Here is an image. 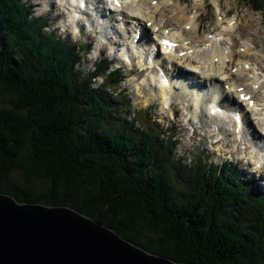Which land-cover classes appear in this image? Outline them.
I'll return each mask as SVG.
<instances>
[{
  "label": "trees",
  "instance_id": "obj_1",
  "mask_svg": "<svg viewBox=\"0 0 264 264\" xmlns=\"http://www.w3.org/2000/svg\"><path fill=\"white\" fill-rule=\"evenodd\" d=\"M16 3L0 0V194L66 206L178 264H264L261 200L170 163L139 128L106 115ZM20 158L30 170L13 183Z\"/></svg>",
  "mask_w": 264,
  "mask_h": 264
},
{
  "label": "water",
  "instance_id": "obj_2",
  "mask_svg": "<svg viewBox=\"0 0 264 264\" xmlns=\"http://www.w3.org/2000/svg\"><path fill=\"white\" fill-rule=\"evenodd\" d=\"M0 264H178L66 207L0 194Z\"/></svg>",
  "mask_w": 264,
  "mask_h": 264
},
{
  "label": "bare ground",
  "instance_id": "obj_3",
  "mask_svg": "<svg viewBox=\"0 0 264 264\" xmlns=\"http://www.w3.org/2000/svg\"><path fill=\"white\" fill-rule=\"evenodd\" d=\"M146 1L147 0H142V1H140L135 7H134V4L132 3L131 4V7H130V10H128V12H130L131 11V9H133L134 10V12H135V16H137L138 18H140V20H142V21H148V22H153L154 23V27H156V25H161L162 23L164 24V25H167V26H174V27H176L175 26V24H177V25H179V27H176V29H177V31H179L180 33H183L182 31H181V29H180V27H183V26H185V25H188V24H190V25H192V23H193V21H191V20H184L183 18H179L178 16L179 15H181V14H184L185 13V10H180V6H177V7H174V6H172V7H170V6H168V7H166L169 11H170V13H172V16H171V18H168L166 15H165V11H166V8H164V6H166V4L165 3H167V1H169V0H161L159 3H158V5L156 6V7H154V8H152L153 10L151 11V13L146 17V14L145 13H143V10H144V7L145 6H147L148 7V5L146 4ZM152 0H149V2H151ZM32 2H33V4H35V5H42L43 7H42V14H44V15H47V16H51L52 14H53V12L55 11V9H53L54 7V5H52V3H51V1L50 0H32ZM213 2V4H214V6H213V8H214V10L215 11H218V3L216 2V0H214V1H212ZM61 4L63 5V9H65V8H67V6H70V7H74L75 6V3L73 2V0H61ZM49 8H51V11L49 12ZM63 9H61V8H57L56 9V11L55 12H57L58 10L61 12V11H63ZM59 13V12H58ZM133 12H130V14H132ZM155 13H156V16H157V18L159 19V21L157 20V18L155 17ZM168 13V12H167ZM89 15H92V14H89ZM98 15L99 14H93L91 17L92 18H98ZM23 16V15H22ZM26 16V15H25ZM27 18V17H26ZM132 18V17H131ZM53 20H54V22H58V18H56L55 19V17H53ZM68 21H71V19H68ZM112 21H113V17H108V20L107 21H105V22H103V24H102V26H101V28H99V27H96V26H92V29L95 31L96 29L98 30V29H100V32H101V34L102 35H104L105 37L103 38V36H101V38H103L102 39V42H100V44L99 45H102V48H100L99 49V51H97V47H96V49H95V51H94V53H93V55L92 56H90L89 57V59L90 60H92L94 57H95V55H99L100 53H101V51H102V49H104V51H108V52H110V53H113L114 51H115V46H116V43H117V41H112V36H111V33H112V29H111V23H112ZM96 21L94 20L93 21V23H95ZM156 23V24H155ZM140 24V23H139ZM153 27V28H154ZM258 30V29H257ZM27 31V30H26ZM147 31V30H146ZM146 31H144L143 29H142V33L143 34H145L146 33ZM66 32V31H65ZM116 33H117V38H118V41H120V42H118V44H119V46H117V47H119V56L116 58V59H119V57L122 55V53H121V48H123V46H124V43H126L127 45H129V43H128V39H127V37L125 36V32L124 31H122V30H116L115 31ZM59 36H62V34H63V30H58L57 32H56ZM135 34V30H133V32H132V36ZM184 34V33H183ZM184 36H185V34H184ZM123 38V40H121ZM172 38H173V36H172ZM133 40H131V44H133ZM68 43H70V42H68ZM138 44L136 45V48H137V50H136V55H135V53H132V54H134V56L133 57H131V62H127V66L126 67H130L131 69H130V71H128V78L130 79V81H131V85L133 84L132 83V79H131V76L134 74V72L136 71V73H137V69H142L143 68V66L142 65H139V64H137V62L135 61V59H137L136 57L141 53L142 55H144V56H147L148 55V49L146 48V47H143V41L142 40H140L139 42H137ZM98 48H99V46H98ZM125 48V47H124ZM136 56V57H135ZM211 56V57H210ZM210 57V58H209ZM214 57H220V59H224V57L223 56H221L217 51H216V48H211L210 49V51L209 52H203V55H202V57L201 56H199V55H197L196 57H194V55H192L191 56V58H196L197 60L199 59V58H201V59H207V58H209V61L208 62H210L211 61V59H213ZM238 57H240V55L238 56ZM229 59V61H231L232 60V57L231 58H228ZM172 61H174V65H179V64H181V63H183V62H188L187 64H185V66L186 67H188V68H191V70H193V67L191 66V64H193V62L191 61V59H188L187 57H183V58H181V59H172ZM119 62V61H118ZM133 62H134V65L132 66V64H133ZM155 63L157 64V62H154V63H152V65H155ZM114 64H116V60L115 61H113V65ZM145 65V64H144ZM132 66V67H131ZM155 70V69H154ZM61 71V70H60ZM148 71L151 73V66H149V68H148ZM175 72L177 73V74H180L181 76H183V75H185V73L181 70V69H179V68H176L175 69ZM188 72H191V71H189L188 70ZM166 76H167V79L169 80V74H165ZM206 76L207 75H202V77L203 78H206ZM199 80V79H198ZM190 81H192V84L195 82V81H197L196 80V78L195 77H191V79H190ZM199 84H202L201 83V81L200 82H198V84L197 85H199ZM131 85L129 86L127 83H126V90H125V93H124V97H125V99L126 100H128V102H130V100H131V95H133V93H132V89H131ZM203 85H204V83H203ZM145 86H146V88L148 89V94L150 93L151 94V96L150 97H148L147 99H145V101H144V103H143V105L144 106H147V105H149V104H151V102L152 101H154V102H158V103H162L163 101H165L166 100V98H168V93H167V91H165V89H163L161 86L159 87V89H157L150 81H148L147 83H145ZM89 87H91L92 88V85H89ZM195 87V86H194ZM180 91H182L183 92V94H182V96L181 97H179L177 100H178V102L180 103V105L181 106H183V107H185V108H187L190 104H192L193 103V100H196L197 98H199L200 100H201V98H202V96L200 95V94H198L199 93V90H196V91H194L195 89H193L192 87H185V84L183 85V86H180ZM210 92H217V90H209V89H207L206 90V93H205V95L203 96V101H205L206 100V98L209 96V94H210ZM87 94V93H86ZM146 95H147V93H146ZM170 95V94H169ZM192 100V101H191ZM171 101V99H169L168 100V102H170ZM192 102V103H191ZM123 107H120V109H122ZM219 109H221V113H225V112H227V110H228V108H227V106L226 105H224V107L223 108H219ZM261 109H263V108H260V109H254L255 110V118L256 119H262V113H261ZM173 113L175 114H177V113H179V110L178 109H174L173 110ZM186 114H189V116H190V118H192L194 121H199L200 119H201V117H202V115H196L195 114V111L194 110H187V112H186ZM126 115H127V118H128V122L130 123L131 122V116H132V112H126ZM204 115H207V111H206V108H205V110H204ZM181 117H184V115H183V113H181ZM240 118H241V122H243L244 124H246V116H244V114H242V116L240 115L239 116ZM159 119H160V117L158 116V115H155V116H153L152 117V120H153V124H154V128H160V126L162 125V124H158V121H159ZM163 119V117H161V120ZM142 120V119H141ZM211 122H218V119L216 118V117H211L210 119H207L206 120V124L209 126V127H211V129H212V131L211 132H215L214 131V129H215V127L214 126H211L210 125V121ZM253 120L252 121H248V125L250 126V128L251 129H253V130H255L256 128H258L259 127V130L260 131H262V133H263V135H264V122H262V124H261V126L259 125L258 126V124L256 123V125H255V123H254V125H253ZM160 123V122H159ZM189 124L190 125H192V123L189 121ZM142 125L145 127V124H144V122H142ZM197 125V126H196ZM193 126L194 127H192V129H193V132H200V130H201V128L199 127V125H198V123L197 124H194L193 123ZM137 128H140L139 126H137ZM197 135V134H196ZM209 136H215V134H212V133H209L208 134ZM229 139H231V138H229ZM223 140V139H222ZM232 140V139H231ZM215 141H218V138H216V140ZM219 142V141H218ZM221 142V141H220ZM219 142V143H220ZM235 143V141H232V144H234ZM214 144H216V143H214ZM206 148H210V149H216V145H212V146H210V145H207V147ZM212 149V150H213ZM245 150L247 149V148H244ZM248 150L250 151V148H248ZM202 154V153H201ZM227 154H229V153H227ZM252 154V153H251ZM250 154V155H251ZM232 155V154H231ZM233 156V155H232ZM254 180V179H253ZM228 205V204H227Z\"/></svg>",
  "mask_w": 264,
  "mask_h": 264
},
{
  "label": "rangeland",
  "instance_id": "obj_4",
  "mask_svg": "<svg viewBox=\"0 0 264 264\" xmlns=\"http://www.w3.org/2000/svg\"><path fill=\"white\" fill-rule=\"evenodd\" d=\"M212 1H214V0H206V5H208V4L214 5ZM259 1L260 2H257V3L261 6V9L262 10L261 11H258V12H254L253 10H251V6L253 4L250 3V0H216V2L218 3V6H219V8H220V10L222 12H224V13L225 12H229V14H231L232 16L233 15H236L237 16V20L239 21V26L234 31L227 32V34L233 36L234 38H239V37H241V38H251L252 40H255V42L257 43L258 47L261 46L264 49V0H259ZM22 3H25L26 5L32 6V3L29 0H22ZM58 3H59V1L57 0V5H58ZM211 10H210V8L207 9V13H208L207 15L209 16L210 19L209 20H206L205 22H203V26H205L207 24H210L211 25L213 23L216 24V21L214 20V18H215L216 15ZM222 12L221 13L218 12V13H220V14L223 15L224 13H222ZM172 13H170V11L166 8L165 15L168 18H171ZM33 14H34V12H33ZM48 20L50 21L51 18L48 17ZM54 30L55 31H58V29L56 30V26L54 25V21L53 22H49L47 24V29L45 31L54 32ZM65 35L66 34H62V36H65ZM190 36L191 37L193 36L192 33H191ZM67 40L70 42V44L72 46L74 45L75 38H73V36H71V38H68L67 37ZM74 46H75V48L77 50L80 51V53H82L84 55V53L82 52V48H79V46H77L76 44ZM252 59H254L256 62H258L260 64L261 68L264 69V51H262L260 53H254L252 55ZM87 63H89V61L84 57L81 60V62H80L79 68L82 69V70H84L85 72H87L90 69L92 70L93 69V66L91 68V66L90 65L88 66ZM90 63H91V61H90ZM96 63H98V61H96L94 64H96ZM127 84L129 86L131 85L130 79H129V82ZM104 106H105L104 113L106 115H108L110 118L114 119L115 121H119V119L117 117H115L116 114H111V108H110V106L107 105V104H105ZM158 116L160 117V119L158 121V124H162L164 119L161 120V117L162 116H160V115H158ZM134 118H137V116H135ZM94 121H96V120L94 119ZM88 122H89V120H88ZM91 122H93V121L90 120V123ZM96 123H94V124L100 130L101 129V126L99 125V123L97 121H96ZM128 127L131 130L133 129V125H131V124H129ZM199 133L200 132H198V133L197 132H194V135H196V134L199 135ZM179 135H180V139L181 140L185 139L186 141H188L187 140L188 134H182V133H180ZM210 137H213V136H210ZM231 139H232V137H231ZM231 139H229V138L227 139L226 138V140H228V143H229V141H231L228 145L225 144L223 142L222 138H220V137H218V141L219 142L221 141L220 143L218 141H215L216 139L213 140V142L216 143L215 144L216 145V149H222V152H224V150L226 149V147H228L230 149V153L233 155L232 152L234 151L233 150L234 148H233L232 141H234V139H232V140ZM176 144H177V146L175 148V152L179 153L177 155L180 156V157L181 156L185 157V153L189 157H191L196 152H200L199 149L196 146L193 145L192 140L190 141V144H188L184 148V150H183V147H182V142H176ZM210 146H212V145H210ZM204 147H207V145H205ZM240 148H241V143L238 144L237 151ZM244 148H247V147H244ZM204 151H205V149L202 150L201 153H203ZM243 152H244L243 149H240V151H238V153L241 154V155H243L242 154ZM201 153H200V155H203ZM226 153H229V152L226 151L225 153H222V155H225ZM238 153L235 154V155H233L231 158L233 159L234 156L239 157ZM254 153H255V150H253V149H250V151L248 150V153H246V155L248 154V156L245 157V160H246V162L248 164H250L249 158H251L254 155ZM224 159L227 160V158H225V157H224ZM20 161H19L20 163L18 162L20 167H17L18 165H16V167L14 168L15 170L9 172V173H11L10 176H9V179L13 183L15 181L18 182V183H23L21 171L22 172L25 171L24 168H26L27 170H30V166H29L28 163H24L23 160H22V158H20ZM17 170H20V171H17ZM253 171H255V172H251V176L252 177H255L257 179L260 177V178L263 179V177H264V173H263L264 172V169H262V170L261 169H258V170L253 169ZM243 181H245V180H243ZM252 181H255V179L254 180L252 179ZM262 183L264 185V180H262ZM246 187H248V186H246ZM255 193L257 194V191H255ZM144 195H146V194L144 193ZM262 195H264V194H262ZM253 201H255L254 198H251L250 203H253ZM41 205H43V204H41ZM262 217L264 218L263 212H262ZM155 257H158V256H155ZM159 258H162V257H159Z\"/></svg>",
  "mask_w": 264,
  "mask_h": 264
},
{
  "label": "clouds",
  "instance_id": "obj_5",
  "mask_svg": "<svg viewBox=\"0 0 264 264\" xmlns=\"http://www.w3.org/2000/svg\"><path fill=\"white\" fill-rule=\"evenodd\" d=\"M257 201V200H256ZM262 204H264V203H262ZM75 211V210H74ZM264 213V212H263Z\"/></svg>",
  "mask_w": 264,
  "mask_h": 264
}]
</instances>
